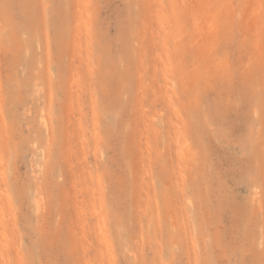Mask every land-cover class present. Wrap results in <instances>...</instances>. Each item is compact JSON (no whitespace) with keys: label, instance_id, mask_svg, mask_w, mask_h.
Segmentation results:
<instances>
[{"label":"rangeland","instance_id":"rangeland-1","mask_svg":"<svg viewBox=\"0 0 264 264\" xmlns=\"http://www.w3.org/2000/svg\"><path fill=\"white\" fill-rule=\"evenodd\" d=\"M0 264H264V0H0Z\"/></svg>","mask_w":264,"mask_h":264}]
</instances>
